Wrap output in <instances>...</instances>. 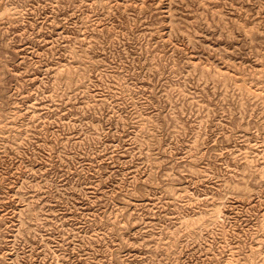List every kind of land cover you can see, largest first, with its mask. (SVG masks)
Instances as JSON below:
<instances>
[{"label":"rangeland","instance_id":"obj_1","mask_svg":"<svg viewBox=\"0 0 264 264\" xmlns=\"http://www.w3.org/2000/svg\"><path fill=\"white\" fill-rule=\"evenodd\" d=\"M0 264H264V0H0Z\"/></svg>","mask_w":264,"mask_h":264}]
</instances>
